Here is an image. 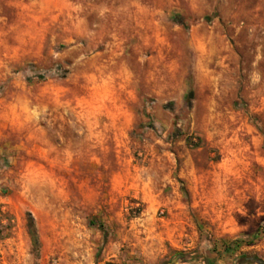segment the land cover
<instances>
[{"label":"rangeland","instance_id":"1","mask_svg":"<svg viewBox=\"0 0 264 264\" xmlns=\"http://www.w3.org/2000/svg\"><path fill=\"white\" fill-rule=\"evenodd\" d=\"M250 255L264 0H0V264Z\"/></svg>","mask_w":264,"mask_h":264},{"label":"trees","instance_id":"2","mask_svg":"<svg viewBox=\"0 0 264 264\" xmlns=\"http://www.w3.org/2000/svg\"><path fill=\"white\" fill-rule=\"evenodd\" d=\"M100 227V226H99ZM27 230H28V235L30 237V240L32 242V244L36 243V236H35V232L32 228V223H31V219L29 218L27 221ZM178 259L176 261V263H178ZM240 262H247V263H252V264H264L263 261H261L260 259L256 258L253 255L250 256H243L241 258H239V260L237 261V264H239Z\"/></svg>","mask_w":264,"mask_h":264},{"label":"flooded vegetation","instance_id":"3","mask_svg":"<svg viewBox=\"0 0 264 264\" xmlns=\"http://www.w3.org/2000/svg\"><path fill=\"white\" fill-rule=\"evenodd\" d=\"M169 261H172L171 264H174V263L177 261V259H171V260H169ZM169 261H168V262H169Z\"/></svg>","mask_w":264,"mask_h":264},{"label":"crops","instance_id":"4","mask_svg":"<svg viewBox=\"0 0 264 264\" xmlns=\"http://www.w3.org/2000/svg\"><path fill=\"white\" fill-rule=\"evenodd\" d=\"M174 264H184V262L183 261L178 262V263L175 262Z\"/></svg>","mask_w":264,"mask_h":264},{"label":"water","instance_id":"5","mask_svg":"<svg viewBox=\"0 0 264 264\" xmlns=\"http://www.w3.org/2000/svg\"><path fill=\"white\" fill-rule=\"evenodd\" d=\"M172 263V261H169V262H167V263H165V264H171Z\"/></svg>","mask_w":264,"mask_h":264}]
</instances>
